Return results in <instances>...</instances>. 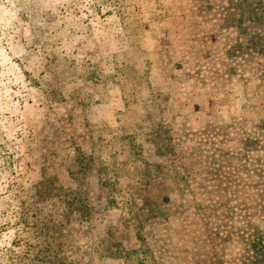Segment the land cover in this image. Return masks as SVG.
Masks as SVG:
<instances>
[{
	"label": "rangeland",
	"instance_id": "rangeland-1",
	"mask_svg": "<svg viewBox=\"0 0 264 264\" xmlns=\"http://www.w3.org/2000/svg\"><path fill=\"white\" fill-rule=\"evenodd\" d=\"M257 242L264 0H0V264H264Z\"/></svg>",
	"mask_w": 264,
	"mask_h": 264
},
{
	"label": "trees",
	"instance_id": "trees-1",
	"mask_svg": "<svg viewBox=\"0 0 264 264\" xmlns=\"http://www.w3.org/2000/svg\"><path fill=\"white\" fill-rule=\"evenodd\" d=\"M264 247V243L263 242H257V246L255 248V253L260 256V252L262 251V253L264 254V250H262V248ZM264 249V248H263ZM264 257V256H263ZM258 261V260H257ZM259 263L260 262H264V258H263V261H258Z\"/></svg>",
	"mask_w": 264,
	"mask_h": 264
}]
</instances>
